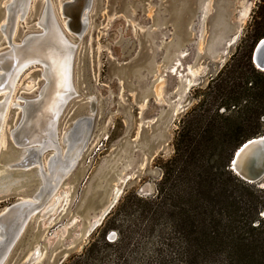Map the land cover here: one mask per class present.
<instances>
[{
    "label": "rangeland",
    "instance_id": "rangeland-1",
    "mask_svg": "<svg viewBox=\"0 0 264 264\" xmlns=\"http://www.w3.org/2000/svg\"><path fill=\"white\" fill-rule=\"evenodd\" d=\"M61 1L68 0L50 3L75 46L72 83L77 94L63 106L57 133L61 140L70 121L88 113L86 99L91 97L92 134L56 192L30 215L2 264H25L36 250L38 258L27 264H159L162 258L169 264H198L201 250L185 252V241L201 238L196 214L204 204L202 179L207 172L223 173L226 162L229 170L231 160L224 162L221 154L224 138L214 132L207 141L209 135L203 134L209 121L211 127L221 123L215 112L233 114L232 108L219 107L214 92L220 81L211 80L251 50L252 18L261 0H91L78 36L65 29L58 12ZM43 2L29 1L16 22L15 43L39 31ZM6 47L0 33V52ZM41 73L40 65L21 72L13 94L18 103L36 96ZM18 113L10 108L2 126L0 171L11 161L4 159ZM235 119H228V125ZM179 141L183 150L189 145L185 151L192 156L177 157ZM51 152L42 154L43 161ZM15 155L19 159L20 152ZM34 171L8 177L12 182L0 198V212L31 196L38 185ZM263 182L264 177L254 184ZM115 189L112 207L85 234Z\"/></svg>",
    "mask_w": 264,
    "mask_h": 264
},
{
    "label": "water",
    "instance_id": "water-1",
    "mask_svg": "<svg viewBox=\"0 0 264 264\" xmlns=\"http://www.w3.org/2000/svg\"><path fill=\"white\" fill-rule=\"evenodd\" d=\"M21 1L23 2V4L28 3L29 5L30 0H12L9 5L3 8V10L5 11V16H7L8 9L13 10V12H11L12 15L10 17L8 16L10 20L8 30L12 31L15 12H17L20 8L23 7V5L20 3ZM90 1L91 0H70V2L65 1V4H63L62 15L68 20L67 29L73 35L78 36L82 33L84 29L83 20L85 21V19H83L84 11L89 9ZM50 4V2L46 1L44 12L41 14V16H39L37 20V26L39 27L38 33H31L25 35L22 42L20 44L19 42L17 43L18 45H13L11 43L10 36H7L8 45L11 51L17 54L18 59L12 56L13 53L1 55L2 57L0 59L1 67H14L16 63L20 61L21 58L25 59V57L27 56L39 54V57L41 59L31 58L32 63L34 64H31L29 66L43 64L46 68L44 70L41 68V76L43 78L44 83L36 94L38 97L36 96V98L32 97L31 99L24 100V102L22 103V108L19 112L18 119L14 126L11 127L9 130L11 133V139L9 138L10 152L6 156L7 159L4 160L5 162L6 160L11 161H7L10 163L7 164L6 168L4 169V172L0 174V178H6L5 182L3 181V184H0V198L3 196V194L7 192L8 186L12 182L10 179H8V177L14 175L21 176L32 168H35V171L31 174V176L38 180V185L35 188V191L31 194V198H21L20 200L13 202L9 206H7L3 211L0 212V260L2 259L0 261V264L3 263L7 253L10 251L12 245L14 244L25 223L30 217V215L27 217L28 214H24L26 212H23V210H29V208H36L41 205L45 198L41 197L43 187H48V181L46 180L45 184L43 182V177L45 178V175L43 173L44 170L40 171L39 169L38 171L37 166L32 165L31 159L28 157L30 153L33 155L32 152H34L37 158V153L34 151L33 148L37 145L38 142H42L43 140L48 139L54 133V129L50 130L48 128L47 130L46 127L38 131V128L35 127L36 122L39 124L38 119L43 118L44 120H50L51 123H57L58 117L61 114V112L59 114H56V112L49 113V109L46 108L47 98L50 95L51 97L53 96V84L55 82L54 80L56 77V72L51 65L52 58L48 57L45 54H42V52L46 51V47L52 44L51 40L53 36L57 37L56 43L60 46L54 48H60L62 51H64L63 48H65V55L69 53L71 61V88L69 89V80L67 79L65 89L62 90V93H58V103H67L69 99H71L77 94L72 83V65L75 46L73 49H71L70 46L64 40V38H60L61 33L58 30V27L52 17L53 13L51 12ZM22 17L23 16L21 14L19 18L22 19ZM234 35L235 34L231 35L230 42L235 39ZM226 48L227 46L224 48V50H226ZM50 49H53V47ZM66 49L68 50V52L66 51ZM251 60L257 70L264 72V37L256 43L252 52ZM56 82L58 81L56 80ZM187 83H189V80L187 81ZM60 87L61 85L59 84V88ZM86 100L88 103V113L79 115L73 120H71L69 125L65 129V133H63V137L61 140L59 139L56 130L57 124L56 126H54L56 130V137L55 139L51 137V142L55 146L56 151L58 147L59 151L65 149L66 152L62 157L60 156V152L55 153V155H53L51 159L48 160L46 168L49 169V171L52 169L51 162L53 161V163L59 165V169L62 172H68L77 162L81 153L85 149L92 134L93 114L95 109V100L91 97L87 98ZM12 108L16 109V107ZM25 149H29L27 151L28 154L25 153L27 155L23 154ZM48 150L50 149H46L45 151ZM16 152H20L19 159L17 158V160H15L16 158H14V156L16 157ZM229 164V170L232 171V173L235 174L242 181L248 184L260 182L264 177V133L260 136L251 138L243 142L234 151ZM260 188H264V182L263 184H261ZM23 193L28 194V192L26 191H24ZM116 193L117 189H115L110 200L107 202V205H105V207H108L105 209L103 215H105L108 209L112 207L116 199ZM29 199L36 201V203H31L33 201H29ZM98 223V220H92L89 223L85 234H88ZM108 237L113 238V233L109 234ZM36 257L37 253L35 254V256L33 253L29 257L27 263L33 261Z\"/></svg>",
    "mask_w": 264,
    "mask_h": 264
},
{
    "label": "trees",
    "instance_id": "trees-1",
    "mask_svg": "<svg viewBox=\"0 0 264 264\" xmlns=\"http://www.w3.org/2000/svg\"><path fill=\"white\" fill-rule=\"evenodd\" d=\"M257 10L252 18L251 50L242 55L240 62L223 67L211 80L220 81L214 92L215 100L220 96L219 107L232 108L236 118L230 126L227 120L232 116L215 112L213 115L221 118V123L211 127L209 121L211 128L203 130L209 135L207 141L213 139L214 132L224 138L223 142L226 140V149L221 147L224 162L243 142L264 133V123L259 122L264 119V72L251 62L254 45L264 37V0ZM180 144L179 141L175 149L178 158L193 155L186 154L189 145H184L183 150ZM199 146L200 142L195 148ZM226 167L227 162L223 173L207 172L202 176L206 185L200 190V200L204 204L196 214L201 238L187 239L185 252L192 248L201 250L198 264H264V188L242 181ZM159 264L169 263L162 258Z\"/></svg>",
    "mask_w": 264,
    "mask_h": 264
},
{
    "label": "bare ground",
    "instance_id": "bare-ground-1",
    "mask_svg": "<svg viewBox=\"0 0 264 264\" xmlns=\"http://www.w3.org/2000/svg\"><path fill=\"white\" fill-rule=\"evenodd\" d=\"M11 1L12 0H5L4 5H3L2 8H4L7 5H9ZM46 1L50 2V0H44V2L42 3V9H41V13H40L39 16H41V14L44 12V8L46 6ZM67 2H70V0L67 1ZM20 3L23 5V7L20 8L17 12H15L14 20H13V28H12V31L11 30H8V26H9V23H10L9 17L12 15L11 12H13V10H9L8 9L7 10V16H4L3 17L4 18V20H3L4 22L2 24L3 26H0V33L2 34V37L5 40V45L7 46L6 47L7 49H5L4 51H1L0 52V59L2 57L1 55H5V54H8V53H13L11 51L9 45H8L7 36H10L11 43L13 45H16L17 44V43L14 42V39H13L14 38V35H15V30H16V22H17L18 19H20L19 17L21 16V14H22V16H24V14L26 13V11H27V9L29 7L28 6V3L27 4H23L22 1ZM63 4H65V1L64 2L61 1V4L59 5V11L58 12H59V15H61L64 18V16L62 15V6H63ZM50 9H51V12L53 13L51 6H50ZM52 17H53V19H54V21H55V23H56V25L58 27V30L61 33L60 34L61 35L60 38L63 37L64 40L66 41V43L70 46V48L73 49L74 48V45L68 40V38H66L64 36V33L62 32L63 29L59 26V24L57 22V19H56L55 15H54V13L52 14ZM67 22H68V20L66 18H64L63 24L65 26V29H67ZM67 31H69V30L67 29ZM10 32H11V34H10ZM24 37H25V35L20 40L19 44L22 42V40L24 39ZM51 41H52V44L50 46L48 45L46 47L47 50L42 52V54H45L48 57H51L52 58L51 65H52V67L54 68V70L56 72V77H55V80H54L55 82L53 84V86H54L53 96L51 97V95H50L47 98L46 108L49 109L48 110L49 113L56 112V114H59L62 111L63 106L65 105V103L64 102H62V104L61 103H58L59 102L58 93H62V90L65 89V85H66L67 79L69 80V89L71 88V84H70V63H71V61H70L69 53H67L65 55V48H63L64 51H62L60 48H54V47H60L56 43L57 42V37L56 36H53ZM52 47H53V49H50ZM66 51L68 52L67 49H66ZM12 56L15 57L16 59H18V56H17L16 53H13ZM25 56H27V55H25ZM31 58L41 59L39 57V54L38 55L37 54H33L32 56L25 57V59L24 58L23 59L21 58L20 61L17 62L14 67H1V64H0V144L2 142V135H3L2 126H3V124L6 121V118H7V114H8L9 109L12 108V107H14V108L16 107V109H19V112H20V110L22 108V103L25 100L23 97L22 98L24 100L20 97L21 98L20 101L21 100H23V101H21V103H18L17 97L14 98L13 94L15 92V86H16V83L18 81V78H19V75L21 74V72H23V70L27 66H29L31 64H34V63H32V59ZM40 66H41L40 68H42L43 70L46 69L43 64H40ZM56 80L58 82H56ZM43 83H44V81H43ZM189 83H190V81H189ZM59 84L61 85L60 88H59ZM31 86L32 85H29V83H28L27 87H29V89L31 88ZM36 96L33 97V98H36ZM18 99H19V97H18ZM29 99H31V98H29ZM15 101H17V102H15ZM38 121H39V124L37 122L35 124V127L38 128V131L42 130V128H44V127H46L47 130H48V128L50 130L51 129H54V133L51 135V137H53L55 139V137H56V130H57V126H56L57 123L56 122L55 123H51L50 120H44L43 118H39ZM54 126H56V130H55V127ZM8 137L11 139V133H10V131L8 133ZM51 137H49L48 139L43 140L42 142L41 141L38 142L37 145L33 148L34 151L37 153V158H36L34 152H32L33 155L30 153L29 154V157H28V158L31 159L32 165L37 166L38 171H39V169H40V171L44 170L43 173L45 175V178L43 177V182L45 184V181L46 180L48 181V187L47 188H44L43 187V192H42V196H41V197H45L44 200L47 199V198H49L50 196H52L56 192L57 188L59 187V184H60L61 179L67 173V171L62 172L59 169V165L56 164V163H53V161L51 162V164H52L51 168L52 169L49 171V169L46 168L47 167L48 160H50L51 157L53 155H55V153H59L60 152V156L62 157L65 154V152H66L65 149H62V150L59 151V148L58 147H57V151H56L55 146L51 142ZM62 137H63V135H62ZM46 149H50V150H53V151L43 161L42 153ZM28 150L29 149H25V151L23 152V154L24 155H27L28 154L27 153ZM25 153H27V154H25ZM2 172H4V170L0 171V174ZM29 201H33L31 203H36V201H34L32 199H29ZM44 202H46V200ZM104 207L105 206H103V208L101 209V212L98 215H96L95 219H93L94 221L95 220H98V221L102 220V217H103V214L105 212V209L108 206L105 207V208ZM41 208H42V205H39L36 208L35 207H32L31 209L29 208V210L25 209V210H23V212H26L24 214H28L27 215V217H28L29 215L34 214L37 210L39 211V209H41ZM43 215H44V213L41 214V216H43ZM36 253L38 254V251L37 250L34 252V256H35Z\"/></svg>",
    "mask_w": 264,
    "mask_h": 264
}]
</instances>
